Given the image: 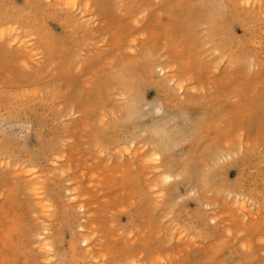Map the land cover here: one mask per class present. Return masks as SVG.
Returning <instances> with one entry per match:
<instances>
[{"label": "rangeland", "instance_id": "rangeland-1", "mask_svg": "<svg viewBox=\"0 0 264 264\" xmlns=\"http://www.w3.org/2000/svg\"><path fill=\"white\" fill-rule=\"evenodd\" d=\"M68 1L0 0V28L15 23L31 44L0 39V264H264L261 14L242 0ZM152 148L181 173L168 202L161 171L144 164ZM230 148L232 159L213 160ZM21 167L42 175L50 207ZM227 182L260 215L238 211Z\"/></svg>", "mask_w": 264, "mask_h": 264}, {"label": "bare ground", "instance_id": "bare-ground-1", "mask_svg": "<svg viewBox=\"0 0 264 264\" xmlns=\"http://www.w3.org/2000/svg\"><path fill=\"white\" fill-rule=\"evenodd\" d=\"M76 1L77 0H70V1H68V4L72 5L73 7H76V3H77ZM242 1H243L244 4H246L248 6H251V8L253 9L254 12L260 13L262 18L264 19V0H242ZM89 7H90V1L86 0L85 8L89 9ZM6 35H10V43L11 44L18 43L20 45V47H22V49H26V50H27V48L31 47V44L29 43L30 40L27 39L29 37V35L26 34V33H22V31L20 30V27L17 26L15 23L8 24V26L6 28H0V39L4 40ZM262 35L264 37V29H263ZM261 47L264 50V42L261 44ZM27 58L29 59V57H27ZM29 61H33V60H29ZM160 70H161V73H165L166 74V78H167L169 84L174 85V87H176L178 90H184V88H185L184 81L181 80L180 78H178V76L176 74L167 73L169 71L168 67L161 66ZM161 73H158V74H161ZM255 73H257V72H255ZM188 91H190V90H188ZM131 142L134 143V140H132ZM143 148L144 147L141 146L139 149H136L134 151H129V153L131 154V157L134 158V159L138 158L139 153H142L144 151ZM240 148L243 149L244 145H242ZM234 151H235L234 148H230V149L226 150V152H224V153L218 152L217 154L214 155L213 160L216 161V162H218L220 160H223L225 158H227V160H230V159H232L235 156V152ZM163 157H164V152L161 149L152 148V149L149 150V153H148L146 159L144 160V164L145 165L149 164V163L154 164V168L156 169V171H161V173H162V183H163V190L162 191H164V194L166 195L167 202H168V201L172 200L173 198L175 199V195L177 193H180L179 192L180 188H178V187L170 188L169 185L173 184V182H177V179H178V177L181 176V173L174 172V171H172V170H170L168 168H164L163 169V162H162ZM56 161L57 160H55L54 163ZM7 165H10L9 162H8ZM27 173L34 174V176L30 179L31 181L37 180L35 183H38V184L42 183L41 180H40L42 178V175L41 174H36V171H34L32 169H25V167H21L18 175H23V174L25 175ZM227 173H228L227 170L224 171V169H222V171H218L217 174H216L217 177L215 178V180H217L218 178H222L226 182ZM209 177H207V180L209 179ZM202 180H203V177H202ZM210 180H211V178H210ZM154 187L156 188L157 184H154ZM175 188H178V189H175ZM42 189H43V186H41L40 184L37 185L36 187H34V189H33V193L37 196V199H38L37 205H38V207L40 206V207H43V208L50 207L51 206L50 201L43 195V190ZM192 191H194V190H192ZM220 191L226 192V194L229 197H232L234 199V201L236 203L237 210L242 212L245 217H252L253 218L255 216L260 215V205L257 204V201L255 200L254 196L252 194H250L249 192L242 191V190L232 186V184H229L228 182H227V186L220 187ZM67 193L69 194L71 199L75 198V194H74L73 189H68ZM164 194H163V192L162 193L159 192L158 198L164 197L165 196ZM233 199H232V201H233ZM161 204H163V203H161ZM206 205H211V204L210 203H206ZM74 207L76 208V206H74ZM40 210H41V208H40ZM45 210L49 211V209H45ZM79 210L85 212L86 205L79 206ZM46 216L47 217H51V215L49 213H47ZM217 218H218L217 216H213L210 219H211V221L213 223L217 224L218 223V219ZM82 219H83V221L86 220L85 217H83ZM79 221H82V220H79ZM79 228H80V231H84V232L85 231H90L92 233L94 232L92 230H88V228H86L85 224L82 223V222L79 224ZM177 231H179V229L175 230L174 233H176ZM49 232H50L49 225L44 224L43 227H42V230L39 231V233L37 234V240H38V242L40 244L41 250L43 252H45V254H46L47 262L51 263V260H52L51 258L56 257V250H55L54 242H53ZM179 233H180V236H178V240H182L187 235L183 231H179ZM173 237H174V235H173ZM91 241H92V237H90L88 234H83L82 235L81 242H82V244H84L87 247V249H86L87 254L90 255V258H92V259H94V261H96V259L94 258V255H92L94 246L92 245ZM94 261H92V262H94ZM58 262H59V260H58ZM130 264H138V262H137V260L135 258H131Z\"/></svg>", "mask_w": 264, "mask_h": 264}]
</instances>
